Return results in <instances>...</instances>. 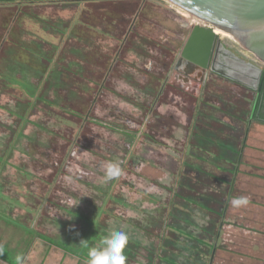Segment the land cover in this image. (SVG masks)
Listing matches in <instances>:
<instances>
[{
  "label": "trees",
  "instance_id": "obj_1",
  "mask_svg": "<svg viewBox=\"0 0 264 264\" xmlns=\"http://www.w3.org/2000/svg\"><path fill=\"white\" fill-rule=\"evenodd\" d=\"M132 1L106 0L100 5L93 3L92 6H81L83 10L88 11V14H91L94 25L77 19L69 24H61V22L49 24L37 18L33 13L35 9L30 7H10L15 9L12 22L0 25V34L3 35L0 40V81L3 82L0 91L16 89L23 100V104L18 105V111L5 109L21 122V130L17 136L22 137L21 132L24 128L27 125H33L51 137L57 136L60 141L65 142L61 147L54 142H50L48 146L39 143L35 136L27 138L31 145L36 148H46L57 158L52 164L54 171L51 180H44L48 188L44 191V197L40 198V205L54 204L73 217L85 218L80 213L65 210L60 204L50 200V195L57 184L58 174L65 171L66 163L70 160L73 151L83 148L82 143L88 141L86 135L89 125L94 124L92 122L95 120L97 109L102 105L105 106L103 98L107 94L116 96L141 110L138 118L130 117L137 127L126 126L125 128L132 133L126 134L130 142L123 150L125 154L120 160L110 156L111 154L101 157L106 163H118L122 173L117 176V180H113L115 181L113 187L103 191L105 201L98 209V213L93 218H85L87 232L83 237H88L85 240V249L88 251L94 248L95 243L103 237L97 238L96 233L106 227L107 219L122 221L110 207L115 203L126 205L115 189L117 183L126 184L122 179L124 172L127 175L135 174L131 169L132 158L137 155L135 143L155 149H166L169 145L165 140L170 138L168 129L170 132L177 123L172 122L173 115H165L160 112V109L165 105L175 107L176 101L172 98L170 100L169 95L167 97V90L173 87L171 83H167V79L187 39V31L182 26L179 36L175 38L174 35L173 43L151 41L154 45L153 50L159 55V58H154V55L150 54V47L145 48L143 44L136 45V40L133 38V34L137 32V24L145 19L142 8L130 7ZM149 1L160 2L177 18L194 21L165 0ZM104 4L109 8L105 13L99 11ZM128 6L130 9L126 8ZM127 9L130 10L131 15L125 18L123 15L118 17L119 13H122L118 10ZM19 17L38 21L47 34L50 30L55 36L50 33L51 40L43 39L41 42L21 37V34H16ZM100 22H107L108 29L103 28ZM112 29L115 31L113 32ZM107 40L115 43L114 47L108 51L101 47V42L106 45ZM175 40L178 41V46L175 45ZM129 53H137L145 61H154L162 70L157 73L127 63L126 57ZM117 82L140 90L147 99L139 103L125 97L127 94L124 95L125 93L121 94L115 90L114 86ZM250 92L245 91V96L248 97H242L244 102L240 105L241 107L233 105L235 113L228 114L239 122L247 124L249 120H255L259 125L264 126V79L255 99L251 98ZM193 93H189V98L191 97L193 101L190 111L182 109L188 118L179 171L174 174L175 178L170 186L153 182L169 193V199L164 204L152 195L141 192L143 200L147 202L150 200L155 204L152 213L142 211L147 216V220L145 219L147 223L134 226L139 236L141 235L148 244L142 245L138 239L129 238L124 249L126 264H131L129 261L136 259V249L146 251V264H211L213 251L224 226L226 206L231 198L233 181L241 162L245 140L227 134L226 124L209 115L208 111L196 106L200 103L208 109L217 110L216 106L207 105L202 96L195 97ZM222 93V95L225 94ZM221 98L223 100V97ZM40 112L45 113L57 123H63L66 127L65 133L49 128L44 123L32 122L31 117ZM205 155L212 158L213 167L218 172L232 174L231 182L228 184L229 192L222 190L226 184L223 178H218L213 172L206 171L200 164L205 161L203 158ZM192 159H195V162ZM229 166H231L230 169H228ZM194 173L198 175L195 176ZM74 180L76 183L89 187L78 178ZM209 184L212 185L211 188H207ZM128 188L132 189V187ZM36 211L39 212V208ZM195 211L202 215V218L207 221L206 224L198 225L195 222ZM35 233L33 230V234L38 235L41 240L63 248L51 242L56 241L55 238ZM68 252L71 251L68 250ZM184 252L188 254L184 255ZM0 261L13 263L1 253Z\"/></svg>",
  "mask_w": 264,
  "mask_h": 264
},
{
  "label": "rangeland",
  "instance_id": "obj_2",
  "mask_svg": "<svg viewBox=\"0 0 264 264\" xmlns=\"http://www.w3.org/2000/svg\"><path fill=\"white\" fill-rule=\"evenodd\" d=\"M133 1L130 7L142 8L145 19V21L137 24V32L133 34L136 45L143 44L145 48L150 47V54L154 55V58H159L158 52L152 48L154 45L151 41L173 43L174 35L178 34L182 26L186 25L185 21L189 20L173 16L160 2ZM103 8L104 13L109 10L105 4ZM31 9H35L33 13L36 14L37 18L49 24L58 22L69 24L76 19L95 24L91 14L83 10L79 4ZM129 9L124 10L126 12L118 10V12H122L119 13L118 17L123 15L125 18L131 15ZM14 14V8H0V25L12 22ZM131 17L129 18L133 19ZM17 21L16 34H21V37L36 42H41L43 39L51 40L49 34L52 32L49 30L47 34L38 21L27 19V17H19ZM107 24V22H102L103 28L108 29ZM112 30L115 31V29ZM52 35L55 36V34ZM2 37L3 35L0 34V40ZM221 41L240 58L264 69V64L234 40L223 38ZM103 44L101 42V47L106 48V51L115 45L110 40L106 41V45ZM126 60L127 63L144 67L149 71L158 73L162 70L157 63L152 60L145 61L137 53H129ZM173 68L167 79V83H171L173 87L167 90V97L169 95L170 100L176 101V103L174 102L175 107L165 105L160 109V112L165 115H173L172 122H177L170 129V132L168 129L170 138L165 141L169 146L166 149H155L151 146L135 143L137 155L132 158L131 162V169L135 174L127 175L124 172L122 179L126 184L117 183L115 189L120 193L126 205L122 206L115 203L110 207L113 213L121 217L122 221L107 219L106 227L96 233L97 238L103 237L95 243L94 247H99L102 239L113 230L124 231L129 238L138 239L142 245L148 244L141 235L139 236V232L134 226L147 223V216L142 211L144 210L148 214L152 213L155 204L150 200L148 202L143 200L144 197L141 192L152 195L164 204L169 199V193L161 187H157L153 182L170 186L175 178L174 174L179 171L188 118L182 109L189 110L193 106L189 93L194 92L193 96L200 95L203 100L211 104H215L218 100V103L222 105L221 97L225 95H222L219 84L218 86L207 83L204 90L200 91L198 75L195 76V79L192 77L184 80L186 76L183 70L178 71ZM2 84L3 82L0 81V86ZM114 87L119 93L127 94L125 97L139 103H143L147 99L140 90L128 87L121 82H117ZM184 90L186 92H183ZM242 97L247 98L248 96H245V92L236 93L230 96V99L233 102H240ZM178 98H182V100H178ZM22 104V95L16 89L6 92L0 91V158L2 159L0 160V253L8 259L14 260L15 254L21 250L19 248L30 243L29 239L31 235H34V230L38 234L55 238L56 241L51 242L63 246L66 251L69 250L76 253L77 256L84 257V254H88V250L85 249V243L80 242L88 238L83 237L87 232L85 218H93L98 213V209L105 201L103 191L113 187L115 185L113 180H117V177L111 180L105 179V165L107 163L101 157L111 154L110 156L120 160L125 154L123 150L127 148L130 142L126 134L131 135L132 133L129 130L126 131L125 128L126 126L137 127V124L135 125L131 119L138 118L141 110L111 94H107L103 98L105 106L102 105L97 109L95 120L92 122L94 124L89 125L86 135L88 141L82 143L83 148L73 151L70 160L66 163L65 171L58 174L57 184L50 195V200L55 204H60L65 210L80 213L81 216L85 217L76 218L58 209L54 204L44 203L40 205V198L44 197V191L48 188L44 180H51L54 171L52 164L57 158L48 149L36 148L31 145L27 138H34L35 136L39 143L48 146L50 142H54L58 147H61L65 142L60 141L57 136L51 137L33 125H27L24 128L21 132L22 137L17 136L21 130V122L5 109L18 111V105L21 106ZM240 105V103L237 104V106ZM196 106L208 111L209 115L220 119L223 123L228 120L229 124L238 125V131L232 132L231 129L230 131L225 129V132L240 139L244 138L245 132L242 131V122L231 117H223V114L201 106L200 103H197ZM228 107L227 105L226 109ZM31 120L36 123H44L47 127L62 134L66 131L63 123H57L45 113H35ZM203 158L205 161L200 163L202 167L206 171L213 172L218 178H223L226 184L222 190L229 192L228 184L231 182L232 174L218 172L213 167L212 158L207 155ZM192 161L195 162V159ZM230 168L231 166L228 167V169ZM194 175L198 174L194 173ZM76 178L87 183L89 187L76 183L74 180ZM211 186L209 184L207 188H211ZM128 187H132V189ZM237 197H247L248 204L233 206L231 199ZM69 199L79 202L78 205L70 209L66 203ZM37 208H39V212L36 211ZM36 212L37 214H34ZM194 219L198 225L207 223L202 215L196 211ZM187 254L184 252V255ZM146 255L145 250L136 249V259L129 262L131 264H146ZM0 264L2 263L0 262ZM211 264H264V126L257 123L251 126L245 146L242 149L241 162L233 181L231 198L226 206L224 226L213 251Z\"/></svg>",
  "mask_w": 264,
  "mask_h": 264
},
{
  "label": "water",
  "instance_id": "obj_3",
  "mask_svg": "<svg viewBox=\"0 0 264 264\" xmlns=\"http://www.w3.org/2000/svg\"><path fill=\"white\" fill-rule=\"evenodd\" d=\"M196 23L178 63L255 89L264 71L236 56L216 31L225 32L264 64V0H165Z\"/></svg>",
  "mask_w": 264,
  "mask_h": 264
},
{
  "label": "flooded vegetation",
  "instance_id": "obj_4",
  "mask_svg": "<svg viewBox=\"0 0 264 264\" xmlns=\"http://www.w3.org/2000/svg\"><path fill=\"white\" fill-rule=\"evenodd\" d=\"M103 1L105 3L106 0H0V8H7V7L8 8H10V7L42 8V7H46V6H64V5H76V4H79L81 6H84V5H90V6H92L93 3L100 5V4L103 3ZM103 9L104 8L102 6V9L99 10V11H102L103 12L104 11ZM185 22H186V25H184L183 27L187 31V38H188V36L190 35L191 30L194 27L196 21H193V22L192 21H185ZM101 24L102 23L100 22V25ZM217 35L220 36V33L217 34ZM176 36L178 37L179 35L176 33L175 34V38H176ZM175 45L178 46V41L177 40H175ZM184 45H185V42H184L183 46ZM225 48L228 49L226 46H225ZM230 51L232 53H234L232 50H230ZM174 68H175V70H178V71H180V69L183 70V73L186 76L184 80H186L188 78L190 79L192 77L195 79V76L198 75V77H199V80L198 81H199L200 91H203L204 90V88L207 86V83L208 84L213 83L215 85H218L219 84L220 87H221L220 88L221 89V92H224L225 93L224 94L225 96H223L222 105H220L218 103V100L215 102V104H211L210 102L208 103L205 100L204 101L207 103V105L216 106V109L217 110L215 112L216 113H220L221 115L223 114V117H226V118L227 117H231L228 113H231V114L235 113L233 111V109H231L233 107V105H236L237 106V104L239 105V103L242 105L243 102H244L243 98H241V101L240 102H236V101L233 102V100L230 99V96H232V95H234L236 93H243V92H245V91L248 90V91H251L250 92L251 93V98L252 99H255L256 98V93L259 92L260 86H261L262 81L264 79V73H263L260 76V79L258 80V82L256 83V85L254 87L255 89L251 90V89L246 88L244 86H241V85H239V84H237V83H235L233 81H230V80H228L226 78L224 79V78H222L220 76H217V75L211 73L210 71L203 72L200 69H196V68H193V67H190L189 68L185 62L178 63V59L175 62ZM262 70L264 71V69H262ZM228 90L231 92L230 94H228V92H226ZM234 100H236V99H234ZM227 105L229 107L226 109ZM231 118L234 119L233 117H231ZM224 123L226 124V128L227 129L233 130L232 132L238 131V128H239L238 125L233 126L232 124H229L228 123V120L225 121ZM256 123L257 122H254L253 120H249L247 124L244 123V122H242V124H243L242 131L245 132V135L243 136L244 137L243 139L245 140V142H246V138L248 137V133L250 131L251 126L253 124H256ZM230 125H232V126H230ZM261 126H263V125H261Z\"/></svg>",
  "mask_w": 264,
  "mask_h": 264
},
{
  "label": "clouds",
  "instance_id": "obj_5",
  "mask_svg": "<svg viewBox=\"0 0 264 264\" xmlns=\"http://www.w3.org/2000/svg\"><path fill=\"white\" fill-rule=\"evenodd\" d=\"M106 174L105 179L111 180L122 173L118 163L108 162L105 165ZM247 197H237L231 199L233 206H241L248 204ZM67 205L72 209L77 206L78 203L72 199L66 201ZM128 235L124 231L113 230L107 236H105L99 247L90 248L88 251V264H126V256L124 255V249L128 243ZM80 243L84 244L85 241ZM17 264H23V258L20 255L16 257Z\"/></svg>",
  "mask_w": 264,
  "mask_h": 264
},
{
  "label": "crops",
  "instance_id": "obj_6",
  "mask_svg": "<svg viewBox=\"0 0 264 264\" xmlns=\"http://www.w3.org/2000/svg\"><path fill=\"white\" fill-rule=\"evenodd\" d=\"M29 242L26 246L19 248L21 250L15 254L14 260L9 258L12 264H17L15 261L17 255L22 256L23 264H88L86 254L84 257L77 256L74 252H68L64 248L41 240L38 235H31ZM0 262L10 264L5 261Z\"/></svg>",
  "mask_w": 264,
  "mask_h": 264
},
{
  "label": "bare ground",
  "instance_id": "obj_7",
  "mask_svg": "<svg viewBox=\"0 0 264 264\" xmlns=\"http://www.w3.org/2000/svg\"><path fill=\"white\" fill-rule=\"evenodd\" d=\"M220 33V38L221 39H223V38H226V39H229V40H233V38L230 36V35H228L227 33H225V32H220V31H216V34H219Z\"/></svg>",
  "mask_w": 264,
  "mask_h": 264
}]
</instances>
